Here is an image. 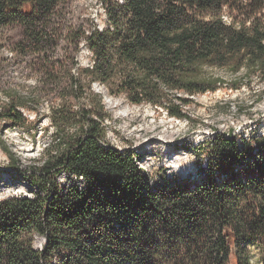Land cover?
I'll list each match as a JSON object with an SVG mask.
<instances>
[{
    "label": "trees",
    "instance_id": "16d2710c",
    "mask_svg": "<svg viewBox=\"0 0 264 264\" xmlns=\"http://www.w3.org/2000/svg\"><path fill=\"white\" fill-rule=\"evenodd\" d=\"M66 3L0 0V68L11 48L5 31L19 24L24 37L12 51L29 48L54 80L69 60L76 69L50 109L45 159L27 174L38 191L0 200V264H264V135L217 132L196 151L205 158L199 178L163 175L154 185L133 151L106 142L110 115L92 90L98 83L131 104L191 119L185 107L195 96L264 81V0H100L103 27L59 34L51 25ZM83 41L88 67L66 49L48 54ZM212 69L243 75L225 81ZM86 92L89 104L76 107ZM6 95L0 121L25 127L21 108L35 110L34 98Z\"/></svg>",
    "mask_w": 264,
    "mask_h": 264
},
{
    "label": "rangeland",
    "instance_id": "374dc122",
    "mask_svg": "<svg viewBox=\"0 0 264 264\" xmlns=\"http://www.w3.org/2000/svg\"><path fill=\"white\" fill-rule=\"evenodd\" d=\"M106 17L100 0H67L58 18L51 26L67 33L83 27L91 30L93 24L103 27ZM8 47L3 50L5 64L0 68V110L8 102L6 93H18L34 98L31 106L35 110L21 108L29 119L25 127L0 121V200L13 196H34L38 189L28 180V173L39 167L46 148L51 143L55 130L51 119V107L60 102V88L69 82L67 70L76 75L73 60L67 59L65 66L55 69L50 77L46 66L29 48L16 50V43L24 37L23 26L13 24L5 31ZM60 43V42H59ZM65 45V44H63ZM80 66L88 67L93 55L83 41L78 51L74 45L52 46L50 56L62 55L64 50ZM59 68V67H58ZM225 81L239 79L243 72L233 75L224 69H212ZM57 87V88H56ZM94 93L103 97L106 112V142L118 150H131L137 155L138 163L151 178V183H162L166 178L201 175L198 161L204 162L196 151L202 150L205 142L219 133H233L249 137L252 133L264 135V81L254 78L244 82L240 89H232L227 82L215 92L194 97L185 107L191 119L170 117L165 111H157L149 104L134 105L124 96H112L108 90L94 83ZM89 92L81 99L73 98L76 107L89 104ZM10 152H7V150ZM16 162L15 168L12 162ZM73 179V178H72ZM62 174L58 181L69 182ZM44 237L35 235V245L43 246Z\"/></svg>",
    "mask_w": 264,
    "mask_h": 264
}]
</instances>
